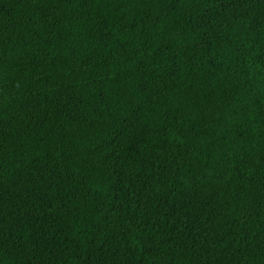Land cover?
Returning a JSON list of instances; mask_svg holds the SVG:
<instances>
[{"label": "trees", "instance_id": "obj_1", "mask_svg": "<svg viewBox=\"0 0 264 264\" xmlns=\"http://www.w3.org/2000/svg\"><path fill=\"white\" fill-rule=\"evenodd\" d=\"M0 264H264V0H0Z\"/></svg>", "mask_w": 264, "mask_h": 264}, {"label": "rangeland", "instance_id": "obj_2", "mask_svg": "<svg viewBox=\"0 0 264 264\" xmlns=\"http://www.w3.org/2000/svg\"><path fill=\"white\" fill-rule=\"evenodd\" d=\"M139 142H140V140L136 141L135 144H137V143H139Z\"/></svg>", "mask_w": 264, "mask_h": 264}]
</instances>
